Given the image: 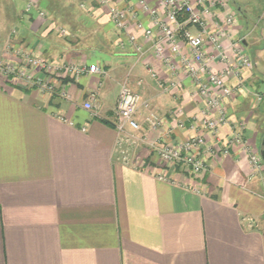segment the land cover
Returning a JSON list of instances; mask_svg holds the SVG:
<instances>
[{
    "label": "crops",
    "instance_id": "obj_1",
    "mask_svg": "<svg viewBox=\"0 0 264 264\" xmlns=\"http://www.w3.org/2000/svg\"><path fill=\"white\" fill-rule=\"evenodd\" d=\"M137 1H84L102 14L97 21L105 35L75 49L49 36L60 20L45 5L48 16L41 17L27 12L28 0H0V59L13 40L48 60L105 70L79 76L61 70L49 91L0 76V264H264V169L253 174L239 144L217 153L204 176L190 177L161 164L152 142L163 131L145 124L143 105L135 115L139 132L115 127V104L128 84L172 128L173 142L205 134L199 126L205 103L195 83L155 52L157 27ZM112 5L137 10L154 29L144 39L130 19L127 31L143 42L142 53L113 23ZM231 40L222 39L228 47ZM182 50L191 54L186 43ZM160 81L175 86L164 90ZM92 98L94 109L84 108ZM226 102L238 122L252 98L240 92ZM220 129L225 145L233 133L230 126ZM246 136L253 143V133Z\"/></svg>",
    "mask_w": 264,
    "mask_h": 264
},
{
    "label": "built area",
    "instance_id": "obj_2",
    "mask_svg": "<svg viewBox=\"0 0 264 264\" xmlns=\"http://www.w3.org/2000/svg\"><path fill=\"white\" fill-rule=\"evenodd\" d=\"M102 4L109 5L110 0H99ZM217 0H155L156 6L150 4V0H138V6L147 13L155 26L157 27V41H156V53L163 57V60L167 66L173 68L175 66V60L173 59L177 55H182V43H186L193 51L195 60H198L200 64L195 65L188 57L182 56V64L189 76L193 79L198 92L202 99H204L207 112H214L219 110L223 99L227 98L231 94V87L224 83V76L230 75L235 67H226L222 73H215L213 70H208L207 63L210 58L215 59L219 57L221 61H230L229 49L231 50L233 45L224 47L222 39L226 36V28L231 25L233 21L230 17L226 20L227 22L216 21L215 24L210 28L205 20L204 14L212 16L216 11ZM212 5H209V4ZM30 6V5H29ZM80 6L86 7L85 3H80ZM162 12V15L160 14ZM111 19L115 26L121 31L128 30V23L131 18L135 20V28L137 31H141L144 39H151L154 37V29L146 26L137 18V10H131L130 8H120L112 5L110 8ZM43 12L40 14L43 16ZM192 27L196 31H192ZM60 32L66 33V30L58 28ZM127 38L129 44L140 53L144 51V47L141 43L137 42V34L129 33L127 31ZM165 43L169 46L172 56L165 54ZM210 47L213 54L209 56L205 52V47ZM19 58H22V63L10 60H3L0 62V76H12L19 80H24L29 83H33L44 91L52 90L50 80H47L34 73H28L27 67L39 66L44 67L46 61L37 54H29L24 50H17L14 52ZM245 54H242L243 58ZM235 61V59H234ZM244 64L248 63L247 57L243 60ZM206 64V65H205ZM203 66V70L201 67ZM32 68V69H33ZM42 69V68H40ZM46 72L50 71L49 68H45ZM49 69V70H47ZM75 75H82L86 72L105 74V70L100 68L97 64L92 65H72L69 68ZM174 69V68H173ZM204 74V75H203ZM240 74V73H239ZM237 74V75H239ZM51 79V78H50ZM175 86V83H172ZM258 98H264V92H257ZM93 99L84 103V108L90 110L93 108ZM141 102V95L132 90L128 84H124L121 87L119 98L117 101V117L115 121V127L119 133H123L126 127H130L133 131H139L141 125L135 118ZM149 106L148 103H145ZM222 114V111H221ZM146 123L151 128H156L160 125L161 119L154 111H150L145 117ZM219 121H225L224 117L216 119L214 116L206 114L204 120L207 129L215 130L216 123ZM71 125L75 123L69 121ZM183 125V123H181ZM82 130H86L83 126ZM238 137V136H237ZM204 136L197 135L192 137L182 147L173 148L168 145L159 147L158 152L166 163H172L174 165H184L190 174L200 175L206 172L207 166L201 160H198L191 154V150L195 146H200L203 143ZM239 142L244 148L246 146L245 141L242 137H238ZM250 163L253 166V174H257L264 169V161L260 154H256L253 150L250 154ZM160 179H166L164 174L159 175Z\"/></svg>",
    "mask_w": 264,
    "mask_h": 264
},
{
    "label": "rangeland",
    "instance_id": "obj_3",
    "mask_svg": "<svg viewBox=\"0 0 264 264\" xmlns=\"http://www.w3.org/2000/svg\"><path fill=\"white\" fill-rule=\"evenodd\" d=\"M217 1L218 2L215 5L216 6L215 14L212 16H207L206 14H204L205 20L208 26L212 28V26L215 24L216 21H220L222 23L228 17H230L233 23L227 26L226 36H224V38L232 39L231 40L232 45L235 47H232L231 50L229 49L228 54H229L230 61H221L219 57H216L215 59H211L210 56L213 54V52L209 46L208 47L206 46L204 49L206 50L205 52L209 56L208 58H210L209 62L207 63V67H208V70H213V72L215 73H222L226 67L232 68V67H235L236 65V68L232 73H230V75L224 76L223 78L224 83L230 86L232 90H231L230 96L222 100L219 110L206 113L207 111L206 103L198 92L199 96L205 103V107L203 110V119L201 120V123L199 125L201 129L204 130L205 134L197 133L195 135L189 136L187 139L183 141L173 142L172 136H171L172 128L166 127L164 118L159 113L151 109L150 103H148L147 101L140 102L141 105H143L145 108L148 109L147 114H149L150 111H154L157 115H159L161 119L160 125L157 126L156 128L149 127L145 119V124L150 129L163 131L160 133V135L155 140V142H152V145L157 147V153H158L161 164L164 166L167 165V166H171L175 168L178 167L187 176H190V177L204 176L205 173H208L209 171H211V168H212L211 162H210L211 159L214 158L217 155V153L228 154L229 145L239 144L241 146L240 148L247 152L249 161H250V154L252 153V150L256 154L261 155L260 150L262 147V140L264 138V98H260V97L258 98V96L256 95L257 92H259L260 94L261 92H264V0H217ZM80 3H85L87 8L86 7L80 8L79 7ZM150 3H153V6H156L155 0H150ZM62 4L64 5L62 8V13H63L62 16H65L64 20L67 19V22L65 24L54 23L49 33V36L50 37L52 36L53 39L55 40L57 39L59 42L65 43L68 47H71V46L75 47V49L77 47L78 48L80 47V49L84 48V46L88 47L89 45H91L92 39L94 40V35L99 31V29H101L99 27L101 24H99L97 19L102 14L100 13H97L96 15L93 14L89 9L91 6L88 7L87 3L84 1L62 0ZM69 4L74 5L75 8L73 10H70L71 7L67 8V5ZM40 5L41 4L39 0H28V6L26 7L28 11L27 10L26 11L30 12V14L31 13L33 14L36 12L41 17L48 16L47 12L44 9H41ZM209 5H212V4L210 3ZM58 11L61 12V10H58ZM42 12L44 13L43 16L40 15ZM70 12L72 13L74 12V15L73 16L67 15V13H70ZM68 16L69 17L71 16V18H74V20L76 18H79L80 20H82L81 25H79V27L81 28V31L83 32H79V33L77 32L75 34H71L72 24L68 23L70 22ZM136 19H138V17ZM225 22H227V20ZM58 28H62L66 30V33L60 32ZM17 31L18 29H14L12 33L15 35ZM192 31L194 30L192 29ZM108 33L109 35L112 34V32H108ZM242 40H243V44L241 43ZM14 43L15 41L13 40H10L8 42L6 51L3 57L0 59V62H2L5 59L8 60V57L11 54L16 55L14 52H16L17 50H22V51L24 50V52L26 51L29 54H37L41 56L40 54L35 53L32 49H27L26 46L24 45H20V44L14 45ZM142 43L143 42H141V44ZM222 44H223V41H222ZM223 46L228 47V46H225L224 44ZM189 49H190L191 54L188 55L182 50V55H177L176 60L174 59L175 60L174 61L175 66L173 67L174 69L171 68V66H167V68L172 71H176L178 68L185 69L181 62L182 56L188 57L191 61H193L195 65H198V66L200 64L202 65V63H200L198 60H195L192 49L190 47ZM242 54H245V57H247L248 59L247 64H244L243 60L245 57L241 58ZM17 58L18 59H16V61L22 63V58H19V57ZM41 58L46 61V65L44 67L35 66V68L29 66L27 67V72L34 73L35 75L38 74L44 77L46 80H47V77L48 78L50 77L51 79L49 78V80L51 81L50 82L51 85H54L52 84V82H54V79H58L57 74H59L61 70L67 69L68 72L74 74L69 69L70 66L66 65L65 63L48 60V59H45L43 56H41ZM11 60L15 61L13 59ZM217 62H221L224 65V68L221 70H215L213 64ZM46 67L49 68L50 71L46 72V69H45ZM201 69L203 70V66L201 67ZM75 76H78V75H75ZM8 77L11 79H14L12 76H8ZM172 83H173L172 81H168V83H165V81H160V85L163 87L164 90L173 88L174 86L172 85ZM259 85H260V88H257ZM240 92L241 93L244 92L248 96L250 95L252 98V102L251 104H247L246 106L248 107L249 111H247V113L243 112V114L241 115L243 116L242 120L237 122L235 120L232 121L230 119V114L228 113V110L225 104L227 103L226 100L228 98ZM145 103H148L149 106H146ZM140 107L141 106L139 105V108ZM93 109H94V105H93V108L90 110H93ZM221 111H222V114H221ZM179 112H176V114L179 115L180 114ZM114 114L117 117V102L115 104ZM206 114L214 116L216 119H219L220 117L223 116L225 121L215 122L216 123L215 130L207 129L205 126V122H204V120L206 119ZM181 123H183V125ZM184 125L185 124L182 120H178V126L183 127ZM223 126H230L232 133H233V135L230 137V139L227 140V144L225 145L219 144L220 136H221L220 128ZM141 129H142V126H141ZM250 132H252L254 136L253 143L246 136ZM130 135L132 139L135 141L140 138V137L135 136L133 133H130ZM197 135L204 136L203 143L200 144V146L193 147L190 152L198 160H201L202 162L205 163V165L207 166L205 173L200 174V175L196 174L193 176L192 174H190V172L186 169L184 165L176 166L169 162L166 163V161L163 160L162 157L160 156V153L158 152L159 147L168 145L173 148H179V147H182L186 142H188L192 137H195ZM237 136L243 138V140L246 143V146L248 147L247 149L244 148L245 146H242L239 142L236 141L238 138ZM142 138L143 140L146 141L145 136H142Z\"/></svg>",
    "mask_w": 264,
    "mask_h": 264
},
{
    "label": "trees",
    "instance_id": "obj_4",
    "mask_svg": "<svg viewBox=\"0 0 264 264\" xmlns=\"http://www.w3.org/2000/svg\"><path fill=\"white\" fill-rule=\"evenodd\" d=\"M78 1H86V0H78ZM40 4L42 5H45V7L47 8V10L52 14V16L54 17V19H59L60 21L58 23L60 24H65L67 22V19L64 20L65 16H62V8H63V4H62V0H39ZM71 7L70 10H73L75 7L74 5H67V8ZM80 8H82L80 5H79ZM66 8V7H65ZM77 9V8H76ZM58 10H61L58 11ZM67 15H71L73 16L74 15V12H70V13H67ZM71 16L69 18L70 22H68L69 24L71 23L72 24V29H71V34H75V33H79V32H83L81 31V28L79 27L80 24L74 22V18H71ZM67 18V16H66ZM82 22V21H81ZM79 27V28H78ZM101 28V27H100ZM100 30V29H99ZM104 34H102V31H98L95 35H94V40L92 39V43L91 45H94V44H99L101 43V40H100V36H103ZM70 38V37H69ZM90 46V45H89ZM257 88H260V85L257 87Z\"/></svg>",
    "mask_w": 264,
    "mask_h": 264
},
{
    "label": "water",
    "instance_id": "obj_5",
    "mask_svg": "<svg viewBox=\"0 0 264 264\" xmlns=\"http://www.w3.org/2000/svg\"><path fill=\"white\" fill-rule=\"evenodd\" d=\"M260 153H261L262 160L264 161V138L262 140V147H261Z\"/></svg>",
    "mask_w": 264,
    "mask_h": 264
}]
</instances>
